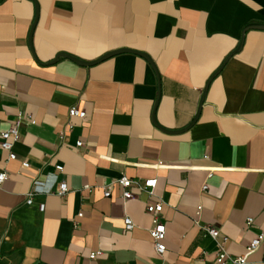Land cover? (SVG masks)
<instances>
[{"label":"crops","instance_id":"obj_1","mask_svg":"<svg viewBox=\"0 0 264 264\" xmlns=\"http://www.w3.org/2000/svg\"><path fill=\"white\" fill-rule=\"evenodd\" d=\"M251 24L264 0H0V140L18 129L16 158L0 148V264H218L223 238L242 256L264 232V29ZM151 178L152 194L138 186ZM160 201L162 257L146 210ZM245 264H264V242Z\"/></svg>","mask_w":264,"mask_h":264},{"label":"built area","instance_id":"obj_2","mask_svg":"<svg viewBox=\"0 0 264 264\" xmlns=\"http://www.w3.org/2000/svg\"><path fill=\"white\" fill-rule=\"evenodd\" d=\"M69 116L77 117L82 121L88 119L87 113L84 110H80L77 106H71L69 108ZM22 120L24 119L20 118V121ZM27 122H29L30 124H34V122L30 120H27ZM17 139H18L17 124L11 126L8 130L1 133L0 148L2 150L9 152V156H8L9 160L16 158V154L12 151V149ZM82 146H83V142L78 141L76 143L77 148H80ZM22 165L25 168L29 167L28 162H23ZM57 169L61 171L62 166H57ZM7 176L8 175L5 170L0 171V185L6 180ZM209 176H211V174H209ZM117 183L123 188L122 199L124 202H126L127 200L133 197L132 192L129 190V188L134 184V181L132 179L123 175L117 180ZM156 183H157L156 178H151L144 180L142 183L138 184V186L139 188L143 190H147L150 194H152L153 190L156 187ZM85 187L89 188V186H85ZM207 189H208V185L207 184L203 185V190H207ZM67 191H68V185L65 181H62L59 186L58 194L60 196H63L67 193ZM111 191H112V183L107 184L104 187V196L110 197ZM31 202H32V198H31V194H29V197L27 198V203L30 204ZM201 208H202L201 206L197 207L195 220H197L198 216L200 215ZM40 209L43 210L44 205H41ZM162 209H163V203L161 201L157 203H148L146 206L147 212L150 213L152 216V227L149 229V234L153 241L154 250L156 254L160 257H162L166 251V245L164 242L166 237V226L159 218ZM124 222H125V229L127 231H131L134 228V223L129 216H125ZM252 223H253V218L249 217L247 219V225H251ZM206 230L208 234H210L213 238H217L219 236V230L215 227L208 226L206 227ZM226 240L227 238H223V241L220 243V250L216 256V262L218 264H225L228 261H231L234 264H245L248 260V257L257 250H259L260 247L262 246L264 242V232L258 234L256 237L250 240V242L246 246L245 253L242 256H238L236 258H232L224 248ZM101 254H102L101 251L91 252L89 257L90 259H96Z\"/></svg>","mask_w":264,"mask_h":264},{"label":"water","instance_id":"obj_3","mask_svg":"<svg viewBox=\"0 0 264 264\" xmlns=\"http://www.w3.org/2000/svg\"><path fill=\"white\" fill-rule=\"evenodd\" d=\"M249 28H259V29H264V24H251L250 26H248ZM242 43V42H241ZM241 45V44H240ZM122 52H132V50H128V49H121V50H116L114 52H110L104 56H102L101 58H99L98 60H96L95 62H82L80 60H77L75 58H71L69 55H66L67 57L79 62V63H82V64H91V63H97L99 61H102L104 59H107L113 55H116V54H119V53H122ZM65 55V54H64ZM215 75V74H214ZM203 103V100L201 102V104ZM193 123V122H192Z\"/></svg>","mask_w":264,"mask_h":264}]
</instances>
